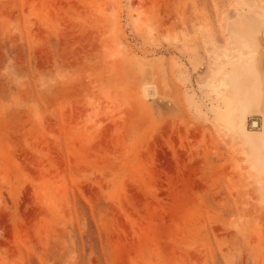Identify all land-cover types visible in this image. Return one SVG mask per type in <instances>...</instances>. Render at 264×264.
<instances>
[{"label": "rangeland", "instance_id": "374dc122", "mask_svg": "<svg viewBox=\"0 0 264 264\" xmlns=\"http://www.w3.org/2000/svg\"><path fill=\"white\" fill-rule=\"evenodd\" d=\"M259 38L264 0H0V264H264Z\"/></svg>", "mask_w": 264, "mask_h": 264}, {"label": "bare ground", "instance_id": "6f19581e", "mask_svg": "<svg viewBox=\"0 0 264 264\" xmlns=\"http://www.w3.org/2000/svg\"><path fill=\"white\" fill-rule=\"evenodd\" d=\"M137 19H138V17H134L133 20L135 21ZM249 28H251V27H249ZM245 38H246V43H247L246 44V47H247L246 52L241 53L239 55H234V59L236 62L243 61L244 59L251 60L255 54V47L257 45V43H256L257 41L255 42L253 39V38H255V34L253 35V33H252V35H251L249 33V36H245ZM258 55H261V54L260 53L257 54L256 58L258 57ZM246 60H244L245 63L247 62ZM257 60L255 62L259 63L260 58L258 61ZM261 60H262V58H261ZM252 62H254V61H252ZM60 66H62V65H59V63H58L56 65V70L60 69ZM239 66H243V64L239 65ZM255 66H257V64H255ZM243 69H242V71H243ZM225 70L226 69L223 68V70L220 72V75L217 77V80L212 81L211 88L217 93L220 92L219 95H221L222 97L225 98V101L227 102V104L229 106H226V107L220 109L219 112L223 113L222 116H223L224 120L227 121L229 123V125L234 128L235 127V121H234V104L233 103L236 102L237 109H236L235 113H236V116L238 118V116L240 117L244 114V111L246 110V108H248L250 105H255L256 102L255 101L253 102V100L251 101V100L245 99L242 96L240 84L235 79L236 74L234 72L231 73L230 71H225ZM258 70H261V69L259 68ZM239 72H240V70H239ZM255 72L257 75V71H255ZM259 75H260V73L258 74V76ZM247 76H249V75H247ZM249 78H251V77H249ZM56 82H57L56 84H60V83L65 84V83H62V82H64L63 80H60V81L58 80ZM254 84H256V83H254ZM249 85H251V83H249ZM62 86H64V85H62ZM57 89H59V86ZM54 92L57 93L55 90H54ZM259 107L261 108V111L263 113V118H264V101L261 102ZM242 133L246 134L244 132H242ZM247 136H249V134H246V138H245L246 141L244 143H245L246 147L252 146L251 149L250 148L248 149V147H247V150L249 151V152H247V154H249L247 156L250 157L249 160L251 161V168H253L256 171V173L258 174L256 177V181H255L256 186H257V191H259V195H264V130H263V133L259 137L248 138ZM257 138L259 140V143H260L259 147L261 149H257V146H254L256 144Z\"/></svg>", "mask_w": 264, "mask_h": 264}, {"label": "water", "instance_id": "95a60500", "mask_svg": "<svg viewBox=\"0 0 264 264\" xmlns=\"http://www.w3.org/2000/svg\"><path fill=\"white\" fill-rule=\"evenodd\" d=\"M264 40V39H263ZM263 40H258V49L260 50V52H261V54L262 55H264V41ZM251 72V71H250ZM249 72V73H250ZM146 94L147 95H151L152 94V89L151 88H146ZM253 115V114H258V115H260V113H257V112H252V113H248V115ZM261 116V115H260ZM261 119H262V117H261ZM246 121H247V119H246ZM246 121H245V126H246ZM252 122L254 123V124H252V125H254L253 127H256V126H258V125H260V127H261V124H262V120H261V122L260 123H258L257 122V120H252ZM255 122H256V124H255ZM255 134L256 133H259L260 132V128H259V130L258 131H253ZM237 137H239V138H241L242 140H241V142H242V145H243V149L245 150V151H247V147H248V149L250 148L251 149V147L252 146H245V138H246V134H239V135H237ZM248 138H253V136L252 135H250V136H247ZM247 155H249V154H247ZM249 157V156H248Z\"/></svg>", "mask_w": 264, "mask_h": 264}]
</instances>
